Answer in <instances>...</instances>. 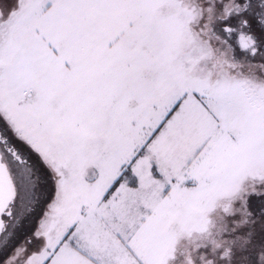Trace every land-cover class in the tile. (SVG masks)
<instances>
[{
    "label": "snow or ice",
    "instance_id": "obj_1",
    "mask_svg": "<svg viewBox=\"0 0 264 264\" xmlns=\"http://www.w3.org/2000/svg\"><path fill=\"white\" fill-rule=\"evenodd\" d=\"M0 264H264V0H0Z\"/></svg>",
    "mask_w": 264,
    "mask_h": 264
}]
</instances>
